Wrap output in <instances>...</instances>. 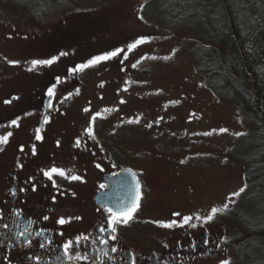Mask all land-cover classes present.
Instances as JSON below:
<instances>
[{
  "label": "rangeland",
  "instance_id": "1",
  "mask_svg": "<svg viewBox=\"0 0 264 264\" xmlns=\"http://www.w3.org/2000/svg\"><path fill=\"white\" fill-rule=\"evenodd\" d=\"M20 1L0 0V52L8 56L3 53L8 63L29 61L25 49L31 42L25 37L33 36L38 27L25 24L24 14L28 20L32 16ZM157 1L66 0L54 9L53 13H65L74 4L77 52L100 42L95 44L96 52L84 54L91 55L89 60L125 49L119 57L83 71V80L66 94L69 104L58 114L57 125L70 129L81 117L89 124L92 112L94 133L86 146L90 157L138 168L150 181L145 214L180 212L193 217L185 225L190 229L197 215L203 219L212 207L223 209L231 194L247 185L246 165L240 157L249 152L257 133L238 104L218 92L199 70L195 41L164 27ZM141 37L145 43L127 50ZM5 69L18 72L16 79L23 78V65L12 63ZM7 84L17 87L9 80ZM133 120L139 122L129 123ZM232 199L213 220L203 219L219 232L222 247L197 264H220L225 259L230 264H251L252 254L237 253L228 242L244 232L238 212L258 215L259 202L250 207L245 191ZM153 233L151 229L146 236L154 238Z\"/></svg>",
  "mask_w": 264,
  "mask_h": 264
},
{
  "label": "flooded vegetation",
  "instance_id": "2",
  "mask_svg": "<svg viewBox=\"0 0 264 264\" xmlns=\"http://www.w3.org/2000/svg\"><path fill=\"white\" fill-rule=\"evenodd\" d=\"M20 2L32 16L28 20L24 14L25 24H38V27L33 36L25 37L31 42L25 49V58L29 61H16L24 66L20 72L22 79L14 77L18 72L5 69L12 63H8V58L5 60L4 51V54L0 52V136L11 133L7 143L0 144V264H132L133 258L136 264H197L199 259L217 253L222 247L219 232L205 225L203 219L192 221L191 225L195 226L190 229L185 225L164 228L156 222L176 220L182 224L184 215L145 214L150 181L138 168L90 157L86 148L90 145V135L86 129L92 126V112L89 124L81 117L70 129L57 125L58 114L69 104L66 94L83 80L82 73L88 68L69 70L86 64L91 55L84 54L87 50L96 52L95 44L100 42L89 44L87 50L80 48L83 53L77 52L80 39L75 27L74 4L65 13H53L66 0L47 4ZM60 52L68 55L61 56L51 66L33 67V60L50 59ZM8 80L17 83V87L9 88ZM53 87L55 95L49 97L48 89ZM13 120L17 122L15 125ZM37 129L43 137L41 140L36 139ZM51 167L64 169L67 175L81 179L54 175L58 187H53L52 181L43 175ZM126 168L132 169L140 182V208L127 225H117L116 233L110 229L101 233L99 229L106 226L109 215L107 209L118 211L114 199L124 196L125 180L119 179L118 174ZM102 184L106 187L101 188ZM33 185L35 191H32ZM44 215L49 216L47 221ZM77 216L81 219H75ZM61 217L68 223L58 224ZM5 223L9 226L7 229L3 227ZM25 227L28 233L17 237L16 233ZM151 229L155 230L154 238L146 236ZM82 234L88 235L89 240L81 242V247L74 248L69 255L86 252L89 260H70L64 254L63 244L68 240L75 242ZM113 234L117 236L115 241L110 239ZM98 237L108 239V244L99 243ZM27 240L32 241L31 245ZM113 247L117 251H111Z\"/></svg>",
  "mask_w": 264,
  "mask_h": 264
},
{
  "label": "trees",
  "instance_id": "3",
  "mask_svg": "<svg viewBox=\"0 0 264 264\" xmlns=\"http://www.w3.org/2000/svg\"><path fill=\"white\" fill-rule=\"evenodd\" d=\"M156 8L165 28L195 41L199 70L238 104L257 133L240 160L246 165L245 201L250 207L259 202L260 214L239 211L244 232L228 246L252 254L251 264H264V0H158Z\"/></svg>",
  "mask_w": 264,
  "mask_h": 264
},
{
  "label": "snow or ice",
  "instance_id": "4",
  "mask_svg": "<svg viewBox=\"0 0 264 264\" xmlns=\"http://www.w3.org/2000/svg\"><path fill=\"white\" fill-rule=\"evenodd\" d=\"M141 19H143V17H140ZM146 42V38L145 37H141L140 39H137L134 43H130L127 45V50H133L135 48H137L138 45L143 44ZM125 53V49L124 48H116L113 51H108L105 52L103 55L100 56H95L92 59H90L86 64H79L77 65L75 68L70 69L69 71L72 72H76V71H83L85 68L94 66L96 64H98L100 61L103 60H109L115 57H119L121 54ZM68 53L67 52H60L59 56H53L50 59H37V60H33L32 61V65L33 67L36 66H51L53 64H55L59 58L61 56H67ZM126 55H125V59H126ZM11 63H16L15 61H12ZM133 67H135V65H133ZM31 70V69H30ZM59 79V78H57ZM55 95V88H49L48 89V96L52 97ZM8 101H6L7 103ZM121 103H123V101H121ZM85 111H89V109H85ZM97 115H99L97 113ZM96 119V116L92 117V121L94 122ZM45 122H47V118H45ZM138 120H133V121H129V123H138ZM17 122L16 120L12 121V124L15 125ZM149 127H151V125H148ZM87 133L91 136L93 135V128L90 125L87 129H86ZM220 132H226L227 129H220ZM209 133H205V135H208ZM11 135V133H8V135L6 136H0V144L2 143H7L8 141V137ZM236 135H243L242 133H237ZM43 137L40 135V130L37 129L36 130V139L37 140H41ZM80 141L77 140V145H79ZM33 153L35 154V148H33ZM97 167H99V165H97ZM43 175L45 177H47L50 181H52L53 187H58L56 180L53 179L54 175L55 176H59V177H63L65 179H70V180H80L81 177L77 176V175H67L64 169L58 168V167H51L49 170L44 171ZM101 188H105L106 185H100ZM247 185H243L239 188L238 191L233 192L231 194V196L229 197L228 203H225L223 205V209H227L229 206V203L234 202V200L232 199L233 197H238L241 195V193H243L246 189ZM136 188H137V194L133 200V203L131 205L125 206L121 211H113L111 208H108L107 211L109 213V215L106 218V226L102 225L99 229V231L101 233H104L105 231H107L108 229L111 230L112 233H116L117 231V225L120 224H124L127 225L129 221H131L134 218V214L137 212V210L140 208V194H139V182H136ZM35 185L32 186V191H35ZM20 191H24V189H20ZM13 195H15V192H13ZM53 201H55V197H53ZM223 209H217L216 207H212L210 210V214L206 215L205 217H203L205 222L211 221L213 220L214 216L219 212L222 211ZM173 215L179 217L181 216V214L179 212L174 213ZM17 216H19V213H17ZM196 219H201V216L197 215L195 217ZM0 219H2V217H0ZM43 219L45 221H47L49 219L48 215H44ZM75 219L79 220L81 219V217L77 216L75 217ZM183 223H178L176 220H171L169 222H163V221H157L156 223H158L161 227L164 228H173V227H183L184 225H188L189 222L193 219L192 216H183ZM58 224L60 225H64L66 223H68V220H66L64 217H61L58 219L57 221ZM193 227L195 225H192ZM3 227L5 229H7L9 226L8 224H3ZM28 233V229L27 227H25L22 231L17 232L16 236L20 237V236H25ZM40 235H43V232L39 233ZM60 235H63V233H60ZM99 240V243L107 245L108 244V239H105L103 237H98L96 238ZM110 239L112 241H115L117 239L116 235H111ZM89 240V236L88 235H79L76 237L75 242L73 240H68L67 242H65L63 244V248H64V254L65 256H68V258L71 260L73 258H75L76 260H89V256L86 254V252L82 255L79 251H76L73 255H69L70 252H72V250L74 248L79 249L81 247V242L83 241H88ZM93 243L96 242V240L94 239L92 241ZM27 244L31 245L32 241L31 240H27L26 241ZM40 247H44V245H40ZM111 251L115 252L117 251V249L115 247H113L111 249ZM105 256H108L107 252H104ZM102 264V262H101ZM132 264H136L135 258H133L132 260ZM220 264H230V261H228L227 259L222 260L220 262Z\"/></svg>",
  "mask_w": 264,
  "mask_h": 264
},
{
  "label": "water",
  "instance_id": "5",
  "mask_svg": "<svg viewBox=\"0 0 264 264\" xmlns=\"http://www.w3.org/2000/svg\"><path fill=\"white\" fill-rule=\"evenodd\" d=\"M119 179L125 180L124 196L115 197L114 201L118 211H121L125 206L131 205L137 194L136 182L138 180L135 172L126 168L118 174ZM139 193H140V182H139Z\"/></svg>",
  "mask_w": 264,
  "mask_h": 264
}]
</instances>
